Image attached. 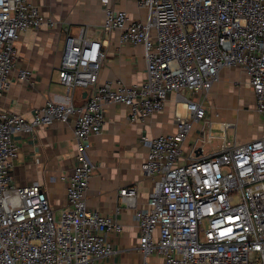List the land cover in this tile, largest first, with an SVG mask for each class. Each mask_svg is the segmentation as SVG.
Wrapping results in <instances>:
<instances>
[{"label": "built area", "instance_id": "1", "mask_svg": "<svg viewBox=\"0 0 264 264\" xmlns=\"http://www.w3.org/2000/svg\"><path fill=\"white\" fill-rule=\"evenodd\" d=\"M118 1L103 0L101 26L106 34L120 32L121 44L143 48L145 81L99 85L106 53L82 29L67 36L58 77L70 97L88 90L86 101H48L28 119L1 106L15 71V43L23 32L51 30L56 23L29 0H0V264H103L118 256L110 236L122 226L87 208L95 168L89 141L102 132L106 105L125 106L128 120L137 123L161 113L171 93L186 115H175L172 134L140 139L147 149L142 175L154 180L146 204L135 206V187L118 192L134 208L142 257L136 264H151V257L161 264H264V137L228 140L233 125L221 123L222 134L214 133L205 108L221 71L235 67L264 119V0H137L144 21L114 8ZM31 77L26 69L17 73L22 83ZM54 122L72 123L76 148L59 216L38 183H11L13 136Z\"/></svg>", "mask_w": 264, "mask_h": 264}, {"label": "crops", "instance_id": "2", "mask_svg": "<svg viewBox=\"0 0 264 264\" xmlns=\"http://www.w3.org/2000/svg\"><path fill=\"white\" fill-rule=\"evenodd\" d=\"M29 2L37 6L44 15L52 17L56 27L51 30H30L19 35L15 43L16 61L11 86L1 99L3 109L29 119L33 109L44 106L48 101L63 104L72 102L75 106L86 101L88 90L76 89L70 97L58 77L66 38L68 35L79 36L82 29L86 31V38L100 42L106 53L99 72V85L111 83L113 86L132 87L145 81L143 48L140 45L121 44L118 31L110 34L104 32L101 26L104 19L103 0ZM113 7L126 11L133 21H144L146 18L145 10L138 8L137 0H119ZM22 69L31 72V83L18 81L17 73ZM226 70L228 69L219 74L220 79L209 92L205 106L210 121L220 125V128V114L215 109L219 107L224 111L223 103L227 98L224 96L227 95L230 83H243L239 88L244 95L242 99L248 106L253 105L245 74H242L240 80ZM184 96L186 99L199 100V96L191 93H185ZM214 102L218 106L215 107ZM177 113L180 116L186 115L183 101L179 100L176 93L169 95L161 113L137 123L128 120V109L125 106H105L106 120L102 132L89 141L88 155L95 168L89 182L86 203L89 210L115 219L122 226V231L110 236L114 249L119 251L118 256L103 264H136L142 258L137 249L139 231L133 218V205L130 201H122L118 192L125 187H135L138 196L135 206L146 204L149 193L153 190L154 180L142 175L141 165L146 159L147 149L140 139L142 136L157 138L172 134L175 131L174 117ZM234 118L227 117L226 121L235 120ZM261 118L257 116L255 120ZM262 124L257 130L248 129L245 135L240 136L241 141L235 136L237 143L244 144L264 137V123ZM196 133L197 129L193 135ZM13 142L17 154L11 169L12 185L25 187L38 183L47 193L55 215L59 216L66 206L67 182L75 166L76 148L72 123L54 122L50 126L36 128L32 133H16ZM218 144L219 141H215V148ZM149 261L155 264L157 259L151 257Z\"/></svg>", "mask_w": 264, "mask_h": 264}, {"label": "rangeland", "instance_id": "3", "mask_svg": "<svg viewBox=\"0 0 264 264\" xmlns=\"http://www.w3.org/2000/svg\"><path fill=\"white\" fill-rule=\"evenodd\" d=\"M226 71H228L229 73H232L234 77H237L240 80H241L240 77H242V74L244 75V73L241 71V69L235 68V67L230 68ZM237 81H239V80H237ZM241 86H243V83H238V82L237 83H235V82L230 83L227 86V89H229V90H226L227 95L224 96V97H227L226 100L224 99V103H223V104H225L224 111L220 110L219 107H216L218 105L216 102H214L215 107H216L215 112H218L220 114L221 123L227 122V123H231L233 125V127H231L227 131V139L231 140V141L234 139L235 136L237 137L238 140L240 139V141H241L242 137H240V136L245 135L248 129H251V130L256 129L257 130L258 126L263 125L262 123H264V120L262 118L260 120H255V118L259 115L255 111V108H254V96H253L252 91L248 88L249 91L251 92L252 97H253V103H252L253 105L248 106L247 103H245L246 101H243V99H242L244 97V95L239 90V88ZM230 116H234L235 120L226 121L227 120L226 118L227 117L229 118ZM212 127H213L212 130L214 133H216L218 135L222 134L220 125L213 124ZM154 263L155 264H161L159 259H157V261Z\"/></svg>", "mask_w": 264, "mask_h": 264}]
</instances>
